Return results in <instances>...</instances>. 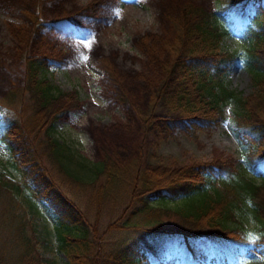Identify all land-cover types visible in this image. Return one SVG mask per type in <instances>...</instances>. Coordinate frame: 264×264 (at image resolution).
Returning a JSON list of instances; mask_svg holds the SVG:
<instances>
[{
  "label": "trees",
  "instance_id": "16d2710c",
  "mask_svg": "<svg viewBox=\"0 0 264 264\" xmlns=\"http://www.w3.org/2000/svg\"><path fill=\"white\" fill-rule=\"evenodd\" d=\"M229 5L235 8L231 12L235 19L230 23L251 38L248 55L243 58L239 51L223 50L225 32L216 25V14L187 4L180 16L171 18L177 42L170 47L172 61L162 65L165 76L151 97L150 110L136 111L146 138L159 147L177 136L196 139L199 132L217 131L227 121L226 108L233 103L237 107L236 125L249 147L246 162L264 167V0H218L219 13L230 10ZM29 16L37 28H56L57 22H44L33 12ZM242 59L256 86L255 94L247 98L227 82L230 69ZM61 65L54 56L28 58L26 87L32 96L31 105L25 103V113L0 101V143L7 149L6 164L11 173L8 176L0 169V264H42L39 243L28 234L30 221L16 193L47 205L69 264H170L172 260L179 264L178 248L188 257L184 264H240L252 250L264 249V184L244 177L235 158L221 151L210 162H164L145 169L139 165L132 176L129 204L109 229L148 232L152 237L107 254L98 223H91L71 199L46 165L42 145L36 141L55 121L80 105L77 90L56 92L45 76ZM101 66L107 81L116 86L118 101L127 104L128 96L114 69L107 61ZM47 148L64 181L93 186L105 175L107 183L95 188L98 204L108 198L112 184H120L131 175L115 168L111 159L90 171L68 145L52 136ZM152 199H181L182 205L166 209ZM164 212L179 218L176 230L164 229ZM246 213H251L260 227L259 240L248 235L243 220Z\"/></svg>",
  "mask_w": 264,
  "mask_h": 264
},
{
  "label": "rangeland",
  "instance_id": "374dc122",
  "mask_svg": "<svg viewBox=\"0 0 264 264\" xmlns=\"http://www.w3.org/2000/svg\"><path fill=\"white\" fill-rule=\"evenodd\" d=\"M191 3L216 14V25L225 32L223 50L239 51L243 58L248 55L251 38L230 23L235 19L232 15L235 8L229 5L230 10L222 11V16L218 0H0V101L17 112L22 108L21 113L23 110L25 113V103L30 106L32 96L26 87L28 58L49 55L60 59L62 65L51 68L45 76L56 92L77 90L80 105L55 121L36 141L42 145L46 165L55 172L71 199L91 223H98L107 254L152 237L148 232L109 229L128 206L132 176L140 167L145 169L164 162L182 165L210 162L222 151L235 158L244 177L264 184V167H253L246 162L249 147L236 125L237 107L233 103L226 108L227 121L217 131L199 132L196 139L177 136L155 147L145 136L136 110H150L151 97L165 76L162 65L172 61L170 47L177 42L171 18L180 16L182 8ZM29 12L44 22H57L56 28H37ZM103 61L114 69L128 96L127 104L116 98V86L107 81L101 66ZM227 82L244 98L256 92L243 59L230 69ZM13 95L18 98L13 99ZM50 136L68 145L90 171L94 172L111 159L115 168L123 169L126 174L129 171L131 175L120 184H112L108 198L98 204L95 188L107 183L105 175L99 177L94 187L64 181L58 166L48 157ZM7 158V149L0 143V169L11 176ZM16 197L23 206L24 212L22 208L19 212L26 214L30 221L28 234L39 243L42 264H69L60 248L54 218L47 205L25 193H16ZM152 202L172 210L182 205L181 199H152ZM162 218L165 230L178 228L179 218L174 213L164 212ZM243 220L249 237L259 240L260 227L252 214H244ZM177 252L179 264H184L188 258L185 251L178 248ZM169 263L178 264L173 260ZM240 264H264V249L252 250Z\"/></svg>",
  "mask_w": 264,
  "mask_h": 264
}]
</instances>
